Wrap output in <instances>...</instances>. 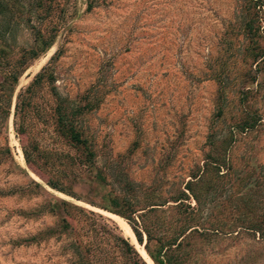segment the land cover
I'll use <instances>...</instances> for the list:
<instances>
[{
	"label": "rangeland",
	"instance_id": "374dc122",
	"mask_svg": "<svg viewBox=\"0 0 264 264\" xmlns=\"http://www.w3.org/2000/svg\"><path fill=\"white\" fill-rule=\"evenodd\" d=\"M230 7V0H55L42 10L24 4L11 16H0V82L7 71L18 70V61H27L33 42L28 25L45 33L56 29L50 46L17 78L7 114L0 109V264H131L133 259L123 252L117 237H125L109 218L119 216L87 202L97 203L100 194L92 191L85 168L77 173L75 149L53 131L46 85L18 103L23 134L12 127L17 93L45 67L56 92L74 103L82 105L94 94L96 106L81 122L97 160L113 157L134 182L158 180L165 196L183 186L208 151L205 136L215 119L219 85L226 91L222 119L239 105L234 91L245 85L247 69L238 59L225 69L227 75L217 76L221 69L214 64L232 61L215 46ZM259 65L264 76V63ZM246 87L244 102L262 126L234 133L226 157L236 170L248 171L249 181L256 177L262 183L264 77L259 86ZM7 91L4 85L2 105ZM215 123L221 127V117ZM46 179L72 196L50 188ZM253 197L264 203V187ZM256 238L203 244L205 264H264V240ZM128 242L146 263L142 245Z\"/></svg>",
	"mask_w": 264,
	"mask_h": 264
},
{
	"label": "trees",
	"instance_id": "16d2710c",
	"mask_svg": "<svg viewBox=\"0 0 264 264\" xmlns=\"http://www.w3.org/2000/svg\"><path fill=\"white\" fill-rule=\"evenodd\" d=\"M54 1L0 0V16H11L15 9L22 8L24 4L31 9L42 10ZM230 1L231 7L223 21L220 42L215 46L226 59L231 58L232 61L217 59L214 64L217 69H221L217 76L221 73L227 75L225 69H233L238 59L242 69H247L244 74L245 85L234 91L238 95L239 105L234 108L227 121L223 120L221 115L223 104L226 105V91L224 86L219 85L215 119L208 125L205 136L208 151L203 154L201 165L189 171L183 186L169 190L164 193L165 196L158 180L134 182L126 170L116 168L113 157L103 163L97 160L92 143L84 135L81 122L83 113L96 106L94 94L91 95V100L82 105L74 103L56 92L52 85L54 77L51 69L43 67L16 95L12 127L15 133L23 134L25 129L16 121L18 103L24 98V94L30 98L43 83L46 85L53 100V131L75 149L78 157L75 164L77 173L80 175L85 168L88 181L93 183L92 191L98 190L100 194L97 203L87 202L121 217L153 264H205L203 244L234 241L239 235L264 240V203L253 197L264 187V171L262 183L256 177L249 181L248 171L243 172L242 168L236 170L230 157H226L234 133L245 135L259 131L258 127L262 126L256 112L244 100L249 92L246 84L254 82L259 86L264 77L258 70L259 64L264 63V0ZM28 26L32 31L33 42L26 50L27 61L19 59L18 70L14 67L12 71H7L0 82V96H5L2 92L4 85L8 89V99L3 105L0 104L4 115L8 112L10 95L17 78L27 67L29 60L45 51L55 36V27L45 33L32 25ZM252 68L255 70H251ZM256 69L259 74L257 76L254 75ZM218 79L220 83V78ZM220 117L223 125L216 128L215 120ZM222 130L224 134L218 135L222 134ZM22 154L25 163H30L24 148ZM45 184L65 194H73L52 179H46ZM187 199H191L193 203ZM117 239L123 252L132 255L131 264L147 263L127 239L121 236Z\"/></svg>",
	"mask_w": 264,
	"mask_h": 264
},
{
	"label": "bare ground",
	"instance_id": "6f19581e",
	"mask_svg": "<svg viewBox=\"0 0 264 264\" xmlns=\"http://www.w3.org/2000/svg\"><path fill=\"white\" fill-rule=\"evenodd\" d=\"M109 218L118 226L122 235L133 244L135 242L134 235L131 232L128 225L124 222V220L117 217V216H114V215H109ZM141 255L144 256L145 253L143 252V253H141ZM145 260H146L147 264H152V262L149 259H147V257Z\"/></svg>",
	"mask_w": 264,
	"mask_h": 264
}]
</instances>
